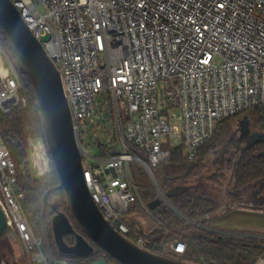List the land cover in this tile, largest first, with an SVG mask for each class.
Listing matches in <instances>:
<instances>
[{
    "label": "built area",
    "instance_id": "2783aa9c",
    "mask_svg": "<svg viewBox=\"0 0 264 264\" xmlns=\"http://www.w3.org/2000/svg\"><path fill=\"white\" fill-rule=\"evenodd\" d=\"M12 2L60 70L82 150L84 179L105 218L126 236L134 231L140 247L157 245L183 256V239H167L166 232L156 242L131 216L135 210L130 207L138 202L155 219L131 164L142 165L157 199L177 210L153 167L168 160L175 147L196 155L222 120L264 108V0ZM21 88L20 71L0 39V114L27 105ZM105 94L112 103L108 126L113 142L97 145L101 155L95 156L81 134L97 117ZM25 163L36 176L51 173L45 138H28ZM24 198L17 165L0 133V205L7 230L19 234L30 264H57L47 253L44 235L35 234ZM196 223L221 238L264 240V234ZM262 261L264 254L254 264Z\"/></svg>",
    "mask_w": 264,
    "mask_h": 264
},
{
    "label": "trees",
    "instance_id": "16d2710c",
    "mask_svg": "<svg viewBox=\"0 0 264 264\" xmlns=\"http://www.w3.org/2000/svg\"><path fill=\"white\" fill-rule=\"evenodd\" d=\"M0 39L5 52L15 63L13 51L8 46L3 35ZM22 88L20 93L26 97V106H16L7 114H0V133L7 142L12 157L17 165L18 181L21 189L25 192L23 208L28 220L36 235H42L45 222L42 217V203L45 192L59 183L58 173L52 163L51 173L40 177L34 176L31 165L25 163L28 156V138L43 137V126L40 118V110L30 85V82L20 72ZM247 114L253 126V131H264V108H251L243 113L222 120L215 130L214 135L197 148L194 156H189L182 146L172 150L171 157L153 167L155 178L165 193L179 189L170 197L175 208L186 218L196 222L206 223L209 215L217 211L220 201L212 197L207 191L204 180H210L222 185L223 173L215 172L208 174L207 157L210 151L222 144L230 133L231 121L237 117ZM112 118V103L109 96L105 101L100 102L97 117L86 127L94 144L109 146L113 139L110 137L108 124ZM135 182L141 187L140 193L146 203H153L157 199L156 193L152 190L153 182L148 173L137 162L131 164ZM264 182V141H255L247 145L237 160L233 174V200H237L243 194L255 202L263 203L260 191ZM261 185V186H260ZM50 199L60 201V209L64 210L72 219L75 227L82 232L77 222L72 217L67 205L65 194L62 190H54ZM145 211L140 203L136 202L130 207V211ZM153 216L158 223L160 236L153 239L156 242L164 239L167 232V239L180 238L187 244L186 253L181 256L185 261L197 264H254L264 254V240L253 239L242 241L236 238H221L219 235L206 230L200 226H194L183 218L178 212L161 202L151 208ZM51 215V213H49ZM47 213L44 219L50 232V225L47 221ZM50 236L51 251L54 256L69 259L73 264H82L81 258L64 256L58 250ZM133 241L138 239L133 231L127 235ZM68 243H74V236L67 235ZM148 248L154 251L163 252L157 246L148 244ZM47 250V248H46ZM101 254L108 255L103 249L97 247L94 255L89 257L87 262L98 260ZM109 256V255H108Z\"/></svg>",
    "mask_w": 264,
    "mask_h": 264
},
{
    "label": "water",
    "instance_id": "95a60500",
    "mask_svg": "<svg viewBox=\"0 0 264 264\" xmlns=\"http://www.w3.org/2000/svg\"><path fill=\"white\" fill-rule=\"evenodd\" d=\"M0 33L13 51L18 70L26 76L33 89L48 152L59 176V183L45 192L42 203L43 220L48 206L53 214L51 229L57 250L64 256L87 258L94 255L97 247H100L113 259L108 261L101 258L87 264H197L185 261L181 256L140 247L105 218L84 179L82 150L64 93L60 70L12 0H0ZM249 123L250 119L244 117L243 127H248ZM263 140L264 134L259 131L252 133L251 142ZM261 185L264 187V182ZM54 190L64 192L71 215L82 232L77 230L71 217L59 209L61 203L58 199L49 200ZM178 191L176 189L166 195L170 198ZM159 203L161 199H156L149 203V207ZM7 228L6 215L0 205V238ZM43 235L47 236L46 226ZM67 235L74 236V243L67 242ZM48 244L47 253L53 260ZM2 261L0 251V264Z\"/></svg>",
    "mask_w": 264,
    "mask_h": 264
},
{
    "label": "rangeland",
    "instance_id": "374dc122",
    "mask_svg": "<svg viewBox=\"0 0 264 264\" xmlns=\"http://www.w3.org/2000/svg\"><path fill=\"white\" fill-rule=\"evenodd\" d=\"M104 96L107 97L108 95L105 94ZM96 101H100L99 96L96 97ZM244 117H246V119L249 118L247 114H244L243 117L239 116L231 121L230 133L227 139L222 144L213 148L207 157V173L211 174L220 172L224 174V177L222 178L223 183L221 186L214 181L206 179L204 180V186H206L205 188H207V191L212 197L220 201L219 209L215 211L216 213L213 212L209 215L210 218L205 223V225L224 231L264 234V214L246 212L238 210L237 208H229L225 211H222L225 205H230L232 202H234L229 190H233V174L235 164L239 159L243 149L249 145L250 132H253V126L251 122L248 124V127H243ZM81 137L83 145L90 150L91 154L95 156L101 155L100 149L94 144V140L91 139L90 133L87 130H83ZM33 175L36 176L35 174ZM246 195L247 194H243V196H241L245 197ZM260 196H263L264 198V187L261 188ZM140 214H143V217L148 221V231L153 233V239L158 238L160 233L156 232L158 230L157 221L147 211H140ZM181 216L194 226L198 227L201 225L200 223H196L194 220L186 218L183 214ZM49 246H51L50 243L48 244V247ZM0 251L3 260L7 264H30L29 256L25 253L22 240L20 239L19 234L14 231L7 230L0 238ZM53 257L57 264H73L67 258L57 257L54 255ZM101 257L105 258L104 254H101ZM262 262L264 264V261Z\"/></svg>",
    "mask_w": 264,
    "mask_h": 264
},
{
    "label": "crops",
    "instance_id": "0c3cea01",
    "mask_svg": "<svg viewBox=\"0 0 264 264\" xmlns=\"http://www.w3.org/2000/svg\"><path fill=\"white\" fill-rule=\"evenodd\" d=\"M230 194L231 197L235 196L234 194H232V192H230ZM242 196L238 195L237 197L240 198H238L237 200H233L234 202H232L230 205H225L222 211H225L229 208H237L238 210H242L246 212H256L259 214H264V202L263 204L257 203L253 199H249ZM131 216L138 221L139 226L143 227L146 231L148 230V221L143 217V214H140V211L135 210L134 212L131 213Z\"/></svg>",
    "mask_w": 264,
    "mask_h": 264
},
{
    "label": "flooded vegetation",
    "instance_id": "af4514ba",
    "mask_svg": "<svg viewBox=\"0 0 264 264\" xmlns=\"http://www.w3.org/2000/svg\"><path fill=\"white\" fill-rule=\"evenodd\" d=\"M253 132H256L255 130L253 131ZM253 132H250V142H249V144H252L253 142H251L252 141V133ZM261 134H264V131H259ZM264 141V140H263ZM50 201H54L55 199H49ZM59 209H60V207H59ZM46 213L49 215V213H51L50 212V207L48 206L47 207V210H46ZM46 213H45V215H46ZM52 213H51V215H49L48 217H47V221L49 222V225H50V232L49 231H47L48 230V227H47V222H46V220L44 219V222H45V226H46V233H47V236L46 237H44L45 238V245L47 244V243H50V236L49 235H52V240H53V232H52V229H51V217H52ZM48 239V240H47ZM54 241V240H53ZM51 247V246H50ZM104 259H107L108 261H113V259L110 257V256H108V255H104ZM89 259V257H87V258H81L80 260H81V262H82V264H87L88 262H87V260ZM90 263V262H89Z\"/></svg>",
    "mask_w": 264,
    "mask_h": 264
}]
</instances>
